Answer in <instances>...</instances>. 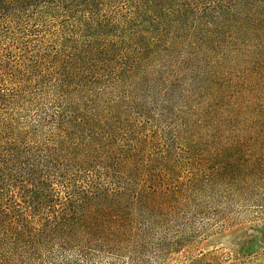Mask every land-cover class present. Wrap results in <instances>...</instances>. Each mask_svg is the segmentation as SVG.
Listing matches in <instances>:
<instances>
[{
	"label": "trees",
	"instance_id": "1",
	"mask_svg": "<svg viewBox=\"0 0 264 264\" xmlns=\"http://www.w3.org/2000/svg\"><path fill=\"white\" fill-rule=\"evenodd\" d=\"M259 192L264 0H0V264L192 259Z\"/></svg>",
	"mask_w": 264,
	"mask_h": 264
},
{
	"label": "rangeland",
	"instance_id": "2",
	"mask_svg": "<svg viewBox=\"0 0 264 264\" xmlns=\"http://www.w3.org/2000/svg\"><path fill=\"white\" fill-rule=\"evenodd\" d=\"M257 195L259 200L254 206L234 210L229 216V222L223 228L217 231L211 229L207 236L199 240L197 247L202 249L201 255L192 259L188 256L173 255L168 264H240L235 262V258L240 256L238 251L242 250L250 240L259 239L254 227L264 222V209L256 206L264 203L262 202L264 193L259 192ZM258 258V261L252 258L241 264H264V258L261 255ZM154 264H162V262L157 261Z\"/></svg>",
	"mask_w": 264,
	"mask_h": 264
}]
</instances>
